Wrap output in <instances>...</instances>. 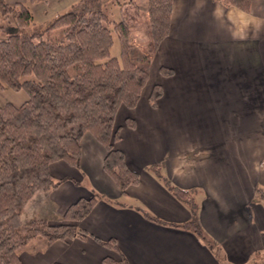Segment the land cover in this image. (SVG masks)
<instances>
[{
	"label": "crops",
	"instance_id": "crops-1",
	"mask_svg": "<svg viewBox=\"0 0 264 264\" xmlns=\"http://www.w3.org/2000/svg\"><path fill=\"white\" fill-rule=\"evenodd\" d=\"M6 1L30 3L35 21L47 24L78 0ZM126 10L131 42L151 56L137 105L120 106L114 121L115 146L138 183L123 193L103 169L105 148L85 133L79 167L50 164L62 183L37 193L22 213L61 223L72 202L98 193L77 225L114 238L117 250L74 237L40 252L27 249L24 264H105V256L117 264H125L121 256L127 264L264 263V16L214 0H173L169 33L153 48L148 14L131 5ZM162 66L172 74L163 76ZM155 84L162 95L152 107ZM168 181L196 193L193 214ZM192 218L201 234L172 225Z\"/></svg>",
	"mask_w": 264,
	"mask_h": 264
},
{
	"label": "trees",
	"instance_id": "trees-1",
	"mask_svg": "<svg viewBox=\"0 0 264 264\" xmlns=\"http://www.w3.org/2000/svg\"><path fill=\"white\" fill-rule=\"evenodd\" d=\"M115 1L148 14L153 48H158L169 33L173 0ZM214 1L264 16V0ZM107 4V0H78L72 10L47 24H38L30 3L11 5L0 0V13H10L14 20V30L0 37V89L26 93L19 105H0V264H24L22 251L40 252L56 240L74 237H92L102 246L117 250L114 238L100 239L77 225L101 199L98 193L72 202L61 223L52 224L41 217L22 218L37 193L62 183L53 177L50 164L65 161L79 167L85 133L105 148L103 169L123 193L139 181V174L115 146L120 136L114 121L120 106L137 105L149 79L151 56L131 42L129 20L113 18ZM3 23L0 20V29H4ZM114 35L119 43L117 56L111 55ZM160 73L169 76L172 69L162 66ZM161 95L162 87L155 84L149 95L152 107L157 106ZM127 123L131 126L129 120ZM167 186L193 214L191 191L169 181ZM145 216L162 222L147 212ZM172 225L201 234L194 218ZM102 260L117 264L110 256ZM121 261L127 264L122 256Z\"/></svg>",
	"mask_w": 264,
	"mask_h": 264
},
{
	"label": "rangeland",
	"instance_id": "rangeland-1",
	"mask_svg": "<svg viewBox=\"0 0 264 264\" xmlns=\"http://www.w3.org/2000/svg\"><path fill=\"white\" fill-rule=\"evenodd\" d=\"M119 1L122 2L123 0H119ZM107 3H108L107 7L113 18L119 19L121 16H124L126 18V16L128 15L127 14L128 11L126 10L127 5H120V2L118 3V1L116 2L115 0L114 1L107 0ZM73 8L74 7H70L66 11L72 10ZM0 20H2L4 22L3 24L5 25L4 29H0V37H4L6 31L14 30V27H13L14 20L10 13L8 14L0 13ZM152 47H153V44H152ZM118 52H119V43H118L117 37L114 35L113 46L111 48V55L117 56ZM25 98H26V93L22 90L14 91L8 87H4L3 89H0V105H4L7 102L13 103L15 105H19ZM158 171H160L161 174H164L162 169H159ZM164 176L167 177L165 174ZM164 179L165 181H167V178H164ZM45 194L46 193H44V196L47 197V195ZM194 195H196L195 192H194ZM194 195H193V198L195 199ZM196 201H197V198H196ZM37 210L39 211V208ZM26 250L21 252V256L23 259H26L27 254H29L28 250L27 251ZM256 261H253V263H250V264H264V263H261L260 261H257V262Z\"/></svg>",
	"mask_w": 264,
	"mask_h": 264
}]
</instances>
